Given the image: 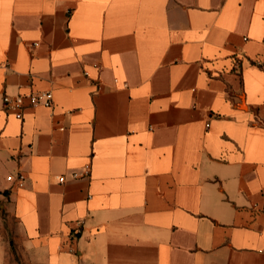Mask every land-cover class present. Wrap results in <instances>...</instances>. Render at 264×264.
Listing matches in <instances>:
<instances>
[{
	"label": "crops",
	"instance_id": "1",
	"mask_svg": "<svg viewBox=\"0 0 264 264\" xmlns=\"http://www.w3.org/2000/svg\"><path fill=\"white\" fill-rule=\"evenodd\" d=\"M0 264H264V0H0Z\"/></svg>",
	"mask_w": 264,
	"mask_h": 264
},
{
	"label": "built area",
	"instance_id": "2",
	"mask_svg": "<svg viewBox=\"0 0 264 264\" xmlns=\"http://www.w3.org/2000/svg\"><path fill=\"white\" fill-rule=\"evenodd\" d=\"M26 99L33 106L35 105L51 106L53 103V93L52 91H40V92H31L26 95H17L15 97H12L10 95H4L3 97L5 108L15 110L16 116L19 118L23 116L22 107ZM8 179L14 180L18 186H24L26 182V176L23 172L18 173L17 176L9 175ZM59 179L60 181H64L65 177L60 176Z\"/></svg>",
	"mask_w": 264,
	"mask_h": 264
}]
</instances>
